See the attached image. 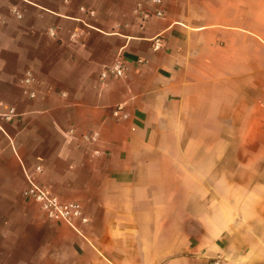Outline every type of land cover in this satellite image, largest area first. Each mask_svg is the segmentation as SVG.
<instances>
[{
  "label": "crops",
  "instance_id": "crops-1",
  "mask_svg": "<svg viewBox=\"0 0 264 264\" xmlns=\"http://www.w3.org/2000/svg\"><path fill=\"white\" fill-rule=\"evenodd\" d=\"M118 57L124 76L101 82ZM10 108L0 264H264L257 246L244 263L230 253L242 229L227 210L249 184L227 186L220 164L235 157V176L264 157V0H0V114ZM38 163L40 184L81 204L78 231L23 197Z\"/></svg>",
  "mask_w": 264,
  "mask_h": 264
},
{
  "label": "built area",
  "instance_id": "built-area-1",
  "mask_svg": "<svg viewBox=\"0 0 264 264\" xmlns=\"http://www.w3.org/2000/svg\"><path fill=\"white\" fill-rule=\"evenodd\" d=\"M155 4H160L161 0H151ZM12 13L17 17L21 18L22 15L17 9L12 8ZM155 15L162 16L161 10H157ZM48 35L51 37L56 36L54 30H48ZM76 37V32H73L71 38ZM152 50H161L164 46V37L162 35H157L151 39ZM142 62V61H139ZM126 71V67L120 57L116 61L107 67H104L99 74V79L101 82L110 78H120L123 77ZM35 83V78L29 72H27L21 79V85L24 92L28 95L30 99L35 97L34 91H32V86ZM117 116V111L114 113ZM16 116L14 108H10L6 113L0 114V119L5 122H10ZM0 131L3 132L0 126ZM98 132H90L82 135V138L89 144H94L98 139ZM94 155L98 154L97 150L93 151ZM41 161V159H39ZM43 172L42 165L38 163L34 169L26 175V187L24 188L22 195L24 198L34 200L42 210L45 218L52 222H59L68 225L74 230L78 231L77 224H87L88 219L83 213L82 206L78 202H67L61 201L57 196L52 194V192L46 186L39 183V176ZM215 264H218L216 262Z\"/></svg>",
  "mask_w": 264,
  "mask_h": 264
},
{
  "label": "rangeland",
  "instance_id": "rangeland-1",
  "mask_svg": "<svg viewBox=\"0 0 264 264\" xmlns=\"http://www.w3.org/2000/svg\"><path fill=\"white\" fill-rule=\"evenodd\" d=\"M220 149L224 147L220 146ZM227 148V147H226ZM244 158H241L243 163ZM236 158L233 156H225L220 159V164L224 167V179L227 186L233 184L235 181L240 179L241 184H249L251 191L256 189V195H253L251 200L246 199L249 187H245L242 191L241 198L244 201L242 204L237 206H231L227 210L229 216H233L235 213L236 219L241 220L240 228L242 229L238 235H229V241L231 242L232 248L230 253L235 258H239L242 263L249 260L248 250L252 248H260L258 251L264 250V157L251 158L249 170L243 171V173L232 175V172L238 168L235 163ZM243 167V165H241ZM245 168V167H244ZM245 168L244 170H246ZM244 193V194H243ZM256 197V198H255ZM232 213V214H231ZM232 219V218H231ZM179 256L178 254L176 257ZM218 262L220 259L214 260L213 264Z\"/></svg>",
  "mask_w": 264,
  "mask_h": 264
}]
</instances>
